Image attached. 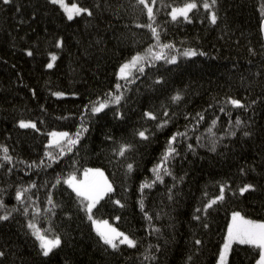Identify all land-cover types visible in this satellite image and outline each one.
Wrapping results in <instances>:
<instances>
[{
    "label": "trees",
    "instance_id": "16d2710c",
    "mask_svg": "<svg viewBox=\"0 0 264 264\" xmlns=\"http://www.w3.org/2000/svg\"><path fill=\"white\" fill-rule=\"evenodd\" d=\"M76 2L91 15L80 13L69 21L50 0H0V144L13 157L9 163L0 153V198L18 209L0 221V251L5 253L0 264H215L233 211L264 219V40L259 30L264 0H217L212 9L215 23L202 6L204 0H196L198 7L187 21H173L168 15L172 5L184 0H155L152 23L161 42L177 46L172 51L178 58L171 63L156 60L143 73L134 69L131 83L115 72L124 59L153 43L144 26L149 23L146 10L135 0ZM185 48L196 49V55L183 56ZM51 52L56 58L48 68ZM156 76L163 79L157 81ZM110 89L123 91L119 107L109 104L92 113L89 102ZM178 90L182 95L172 100ZM57 91L68 94L54 96ZM227 96L241 99L245 106L226 104ZM117 110L122 116L115 115ZM145 110L155 118L147 117ZM237 116L243 121L238 128ZM165 118L169 123L157 128ZM21 119L32 120L36 128L21 127ZM213 120L218 136L214 151L205 131ZM81 123L88 128L81 129L80 142L71 152L46 166L31 165L44 156L51 130L75 133ZM229 128L237 134L219 136ZM140 129L148 132L147 138L135 135ZM185 131V136L176 137V154L167 161L171 175L155 180L151 169L162 159L168 137ZM245 131L251 134L244 136ZM119 142L133 145L123 157L112 152ZM129 162L134 165L130 171L125 167ZM85 166L103 169L112 183L113 192L93 209L94 217L131 235L135 246H105L75 193L63 180L57 183L58 175L81 173ZM141 181L152 186L141 190ZM29 182L35 187L28 189V196L42 209L36 223L46 234H51V226L62 237L48 256L39 251V241L27 227L33 201L21 205L15 199L16 186ZM245 183L255 188L239 192ZM221 184L224 198L205 209L203 205L220 194ZM49 194L54 206L48 203ZM145 249L154 259L145 258ZM257 255L252 246L234 243L229 261L254 264Z\"/></svg>",
    "mask_w": 264,
    "mask_h": 264
},
{
    "label": "snow or ice",
    "instance_id": "6c2138e0",
    "mask_svg": "<svg viewBox=\"0 0 264 264\" xmlns=\"http://www.w3.org/2000/svg\"><path fill=\"white\" fill-rule=\"evenodd\" d=\"M4 4L8 3V0H3ZM50 3L53 5H58L61 9H63L64 14L67 16L68 20L71 21L74 16L79 15L80 13H88L91 15V11L89 8L81 7L76 0H73L71 5L66 3V0H50ZM136 5L142 6V10H146L147 17L149 23L144 25L145 27L149 28L151 31V35L153 37V43L149 45L143 52L137 51L134 52L130 58L124 59L116 69L115 75L118 78H123L126 80L127 83H131L132 80L136 79L133 70L138 69L141 73L145 71L146 65L153 64L156 60H164L166 62H174L177 60L178 56L172 50L175 49L177 46L173 44L171 41L169 42H161L160 34L158 27L154 26L152 21L155 20V9L154 3L155 0H152V3H149V0H135ZM217 0H204L203 8L208 9V18L212 23L217 21V13L212 10L213 6L216 5ZM198 4L196 0H184L183 3L174 4L171 6L170 12L168 15L170 18L175 21L178 17H183L184 20H190L191 17L189 15L190 11L196 9ZM261 8V19L259 21V30L261 33H264V3L260 5ZM17 10H19V5H17ZM35 15V13H33ZM61 40L57 39L56 44L60 45ZM24 51L28 55H32V50L30 48L24 49ZM196 49L194 48H185L181 53L183 56L192 57L196 55ZM203 55V53H201ZM51 59L45 65V67L51 68L52 67V60H55L56 53L51 52L49 53ZM157 81L163 79L161 76H156L155 78ZM121 84L117 83L115 85L116 89H121ZM68 93L63 91L54 92V96H64ZM71 95H78L76 92L70 93ZM182 95L181 91H176L171 99L178 100ZM124 96L123 91L114 92L111 89L108 91L106 96H97L94 101H90L91 105V112L92 113H100L102 109H105L109 104H114L119 107L120 101ZM226 104H230L236 107H244V103L241 99L233 98L232 96L225 97ZM254 103V102H253ZM43 107V105H41ZM89 105H85V109H87ZM211 107V105H209ZM165 113L167 114L168 109H164ZM224 111V108H221V112ZM116 116H122V113L117 110L115 113ZM145 115L147 117L155 118L154 113L149 110H145ZM190 115V114H188ZM81 116H84V113H81ZM198 117L201 119L203 118L201 114H197ZM198 122V121H194ZM21 127H33L36 128V124L32 120H24L21 119L18 121ZM169 121L165 118L160 121L157 128L168 124ZM229 123H232L229 121ZM243 121L239 116L236 117L235 120V127H240ZM216 124V120L211 122L209 128L205 129L206 132L209 133V137L212 143V150H215V144L217 142L218 136L215 132H213V127ZM88 125L85 123H81L77 126V131L75 133H71L66 130L57 131L56 129L51 130L48 133V139L46 141V147L44 150V156L40 158L39 162L32 161L31 165L39 166H46L49 162H54L58 160L61 156H64L65 152H71L73 150V146L77 145L80 140V136L83 135V131L81 129H87ZM39 130V129H37ZM187 132H173L172 135L168 137L167 147L164 149L162 153V159L155 163L152 166V173L154 174L155 180L163 181V174L167 173L171 175V170L168 167L167 161L171 155L176 154V148L173 147V143L176 140L177 136H185ZM237 133L232 129L229 128L226 132L219 133V136H233ZM244 136H248L250 132H243ZM135 135L141 138H147L148 132L145 129L138 130ZM108 139H113L111 136ZM199 141V136L197 137ZM49 147L53 150L50 151ZM133 147L131 143L126 142H119L117 147L112 149V152L120 157H123L126 154V150H130ZM191 144L188 145V148H192ZM0 153H2L3 161H7L9 163L12 162L13 157L9 153V149L6 145L0 144ZM44 157H47L45 160ZM76 161H73L75 164ZM133 163L129 162L125 165V167L130 171L133 168ZM243 171V169H241ZM82 175V179L80 176ZM63 180V183L66 184L72 192L75 193V198L78 201L79 207H81L87 219L91 221V224L95 231L97 232L100 241L107 247L112 249H117L120 245L126 244L129 246H135L137 241L132 238L131 235L121 231L119 228L113 226L108 222L107 219H96L93 215V209L98 205V203L104 198L107 194L113 192L112 183L107 179L104 174L103 169L101 168H90L85 166L82 170V173H78L77 171L73 170L70 171L67 176H57V183ZM147 184L148 187L152 186L151 182L148 181H141L140 188L143 190L145 185ZM35 187L34 183L29 182L25 185H17L15 191V199L21 205L25 204L26 201H33L31 206V218L27 221V227L32 230V234L36 237L39 241V251L44 256H48L53 249L57 248V246L61 245L62 237L61 235L57 234L54 229L49 226V233L46 234L36 223V216L38 213L42 211L41 207L37 206L34 203L35 198L28 196V189ZM255 188V185L252 183H245L242 187L239 188V192L243 193L248 189ZM171 191V190H170ZM225 192V185H220V194L214 195L211 199L208 200L206 204L203 205L205 209L209 208L215 201L221 200L224 198ZM171 198V196L169 197ZM48 203L49 205H53L52 196L49 194L48 196ZM117 205L121 204V201L117 199L115 201ZM139 206L141 209L144 208V201L143 196H141L139 200ZM0 209H3L2 214H0V221H6L9 219L14 211H17L15 205L8 206L4 203L3 198H0ZM24 213L27 215L29 214V208L24 207ZM43 211L47 212V209H43ZM144 216L151 219L149 213L147 211L144 212ZM118 219V218H117ZM199 219V217H196ZM207 227V225H204ZM155 228V225H152ZM237 242L238 245H249L252 246L254 249L257 250L258 255L254 260V264H264V219H253L248 215L243 214L241 211H233L231 213V218L227 221V227L223 234V242L219 245V253L216 258V264H230L229 261V252L233 250V244ZM195 243L197 245L201 244V240H196ZM158 248L159 245H156ZM146 259H154L152 253L145 249ZM5 255L3 251H0V256Z\"/></svg>",
    "mask_w": 264,
    "mask_h": 264
},
{
    "label": "rangeland",
    "instance_id": "374dc122",
    "mask_svg": "<svg viewBox=\"0 0 264 264\" xmlns=\"http://www.w3.org/2000/svg\"><path fill=\"white\" fill-rule=\"evenodd\" d=\"M66 3H68L69 5H71V3H69V2H67L66 1ZM82 173V172H81ZM80 178L82 179L83 177H82V175L80 176ZM230 218H231V215H230ZM95 230V229H94ZM234 243H237V242H234ZM216 264V263H215Z\"/></svg>",
    "mask_w": 264,
    "mask_h": 264
},
{
    "label": "water",
    "instance_id": "95a60500",
    "mask_svg": "<svg viewBox=\"0 0 264 264\" xmlns=\"http://www.w3.org/2000/svg\"><path fill=\"white\" fill-rule=\"evenodd\" d=\"M262 35H263V40H264V33H262Z\"/></svg>",
    "mask_w": 264,
    "mask_h": 264
}]
</instances>
